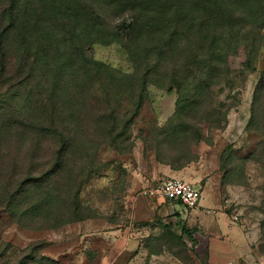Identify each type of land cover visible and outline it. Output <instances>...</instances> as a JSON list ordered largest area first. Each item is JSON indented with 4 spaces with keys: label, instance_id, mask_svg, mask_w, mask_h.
Listing matches in <instances>:
<instances>
[{
    "label": "rangeland",
    "instance_id": "1",
    "mask_svg": "<svg viewBox=\"0 0 264 264\" xmlns=\"http://www.w3.org/2000/svg\"><path fill=\"white\" fill-rule=\"evenodd\" d=\"M18 5L0 50V264H209L236 216L244 264H264V0H0V28ZM157 157L193 160L199 210L154 198L138 220L136 173Z\"/></svg>",
    "mask_w": 264,
    "mask_h": 264
},
{
    "label": "crops",
    "instance_id": "2",
    "mask_svg": "<svg viewBox=\"0 0 264 264\" xmlns=\"http://www.w3.org/2000/svg\"><path fill=\"white\" fill-rule=\"evenodd\" d=\"M193 169L195 172H198L196 167L193 165H190L180 171H174L167 165L152 161L145 171L140 170V172L136 173L138 179L133 186H141L142 189H144L147 187H152L155 184L157 185L161 181L170 177L188 179L192 175ZM156 206L157 205H155L154 199H138L135 203V212L138 220L144 221L146 216H149L151 213H155L156 209H158ZM224 223L226 224L229 233L223 232L221 230L222 227L220 226L219 221L216 222L217 232L215 234H211L208 242V262L209 264H227L228 262L232 261L234 264H244V257L248 253L245 248L240 247V242H244V239H242V230L247 231L250 226L245 223L244 226L239 227L238 225L237 227H231V229H229L226 221H224ZM234 238L237 242H235L237 246L236 244L229 246ZM228 242H230V244H228Z\"/></svg>",
    "mask_w": 264,
    "mask_h": 264
},
{
    "label": "built area",
    "instance_id": "3",
    "mask_svg": "<svg viewBox=\"0 0 264 264\" xmlns=\"http://www.w3.org/2000/svg\"><path fill=\"white\" fill-rule=\"evenodd\" d=\"M141 198H160L166 201H180L187 209L191 211L199 210V202L201 191L193 184L185 181L182 178L170 177L161 181L159 184L144 188L140 191ZM213 214L212 211H207ZM235 226H244L245 223L241 222L239 217L233 218L232 222ZM227 264H234L232 261Z\"/></svg>",
    "mask_w": 264,
    "mask_h": 264
},
{
    "label": "trees",
    "instance_id": "4",
    "mask_svg": "<svg viewBox=\"0 0 264 264\" xmlns=\"http://www.w3.org/2000/svg\"><path fill=\"white\" fill-rule=\"evenodd\" d=\"M132 1H135V0H132ZM19 6H21V5H18L17 8L11 9V11L9 12V15L7 17L8 24L5 25L4 27L0 28V50L2 52L5 50V48L7 46V43H9L10 36L12 34H14L16 31H18L19 28H21L23 26L22 10L19 9ZM7 13H8V11H7ZM24 30H25V28H24ZM17 37H19V35H17ZM61 45L62 46H67L66 44L60 43V45L57 48L58 51L62 50ZM43 48H45L44 51H45L46 54H50V52H51L50 45H45V47H43ZM77 50L79 51V56H80L82 62L85 65L99 66V64L96 61H94L93 59H90V58L88 59V57L85 55L84 46L79 48V49H77ZM152 161H154L156 163H159V164L167 165V166L171 167V169L174 170V171L183 170V169L187 168L190 165L189 163L193 162V160H189V161H187L186 164L181 165L180 167H175V165L173 163H166V162L160 161L159 157L155 158L154 160L151 159L149 161V164ZM147 199H154V197H149ZM170 202H175V203L183 205L180 201H170ZM30 258H32L31 260L33 262H37L35 258H33V257H30ZM22 264H26V262H23Z\"/></svg>",
    "mask_w": 264,
    "mask_h": 264
}]
</instances>
